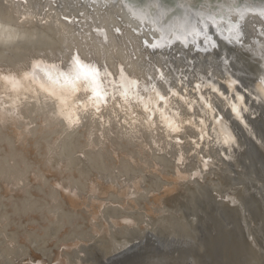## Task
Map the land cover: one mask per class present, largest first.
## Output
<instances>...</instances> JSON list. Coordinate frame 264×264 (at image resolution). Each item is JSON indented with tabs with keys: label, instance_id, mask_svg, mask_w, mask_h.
<instances>
[{
	"label": "bare ground",
	"instance_id": "1",
	"mask_svg": "<svg viewBox=\"0 0 264 264\" xmlns=\"http://www.w3.org/2000/svg\"><path fill=\"white\" fill-rule=\"evenodd\" d=\"M225 3L226 20L211 9L199 17L195 11H209L210 0H159L167 11L163 17L150 0H0V70L22 74L34 60H60L66 69L71 53L78 52L84 60L105 65L114 77L118 66L142 84L152 77L165 94L169 84L183 94L177 79L184 77L190 99L198 101L193 83L202 78L228 94L225 83L229 77L242 80L244 61L211 25L209 32L220 44L215 55L192 53L194 36H187L188 47L174 40L155 52L142 43L186 34L190 28L184 26L181 33L182 24L169 14L179 7L194 13L200 32V21L207 23L214 15L226 35L227 21L239 15L231 0ZM241 22L246 36L256 24L264 26L255 15ZM222 56L227 68L220 63ZM260 58L250 56L249 70L258 73L261 61L264 72V52ZM157 69L167 84L157 79ZM235 91L243 94L248 108L242 111L247 128L220 95L202 91L235 137L230 150L217 143L219 126L213 131V113L206 110L211 139L198 141L201 147L195 148V128L186 125L179 134L183 143L177 145L159 127L153 132L142 123H120L125 113L114 103L103 109V127L89 115L69 129L50 115L55 111L51 101L41 95L36 102L21 92L18 118L0 123V264H106L146 236L164 242L160 252L149 253L146 264H264V135L254 127L259 115L252 117L259 104L264 106V96L258 88V96L251 98L239 84ZM172 103L199 126V103L192 112L175 98ZM135 111L143 114L139 107ZM243 134L258 147L259 161L245 153ZM181 154L183 163L177 164ZM201 158H211L207 169ZM217 239L225 242L220 259L211 256ZM145 247L140 245L139 252Z\"/></svg>",
	"mask_w": 264,
	"mask_h": 264
},
{
	"label": "snow or ice",
	"instance_id": "2",
	"mask_svg": "<svg viewBox=\"0 0 264 264\" xmlns=\"http://www.w3.org/2000/svg\"><path fill=\"white\" fill-rule=\"evenodd\" d=\"M236 0H231L235 4ZM150 5L155 7L163 17L166 10L160 9L159 0H150ZM181 7H183L181 5ZM231 7V5H230ZM238 15L244 18L246 15L258 16L264 21V6L253 7L247 3L242 8L238 9ZM187 12V9H185ZM135 14V13H134ZM207 23L203 20L200 23L203 25L204 31L200 32L195 24L187 30L186 34L173 33V39H168L166 36L161 35L160 39L153 42L143 41L146 49L155 52L158 49H163L166 46L170 47L175 41H180L184 47H188L187 36H194L193 50L202 54L215 53L219 50L220 44L213 35L209 32V25L212 31L215 32L216 37L229 47L244 48L246 33L242 30L240 25L231 26L224 34V30L219 27V21L215 16H208ZM181 33H185L184 25L180 26ZM98 34H102L99 30ZM119 33L120 29H114ZM259 35L264 36V30H258ZM202 38V45L197 43V39ZM220 63L225 68L228 67V59L226 56L219 57ZM119 67V75L114 77L113 74L107 69L105 65H98L91 59L84 60L78 52H73L71 61L66 69H62L58 64H48L41 60H34L30 70L24 71L22 74L4 72L0 70V123H3L5 118L15 119L18 118L17 101L20 99L21 92H27L32 97L38 98L43 95L45 101H51L55 105V111L50 115L58 120H61L65 125L72 129L79 127L83 123V119L89 115L93 119L100 121L101 127L104 126V118L102 115L103 109L109 103H114L116 107L120 108L125 113V119L120 121L122 124L135 125L142 123L147 126L149 131L159 129L170 139L175 141L177 145L183 143L180 139V133L184 127L191 126L199 133L198 138L193 139L192 143L195 148L201 147V143L205 138L211 139L208 136L207 124L203 116L207 112L213 113V131H217V143L222 144L229 150L236 143L230 128L224 122L222 115L217 113V110L210 103V98L202 94L203 89L208 88L212 92L220 95L230 108L233 116L240 121L241 124L247 128L244 121L242 111H248L245 106L243 94L235 91L239 81L227 79L228 94L221 92L211 81L202 78L200 83L193 86V91L198 95V101L190 99L187 95L188 89L183 80L177 79V82L184 88V93L178 92L169 84L167 93L159 90L155 83H151L152 77H148L149 83L142 84L138 79L130 77L124 72L122 66ZM157 79L168 83L163 73L157 69ZM26 82H29L26 84ZM259 91L264 96V75L259 78ZM173 98L183 102L188 108L189 112L199 103L202 110L201 118L199 119V126H197L194 117L184 119L173 103ZM10 100V104H5V100ZM23 99L27 100L28 96L25 95ZM139 107L142 110V115H138L135 108ZM8 109H11L9 111ZM115 115V113H114ZM158 117V121L157 118ZM119 120V117H117ZM102 137V133H101ZM155 143V141H154ZM223 154V153H222ZM227 158V157H225ZM202 163L207 169L211 162V158H201ZM183 163V154L177 159V164ZM199 173H193L197 176ZM235 203V200L232 201ZM123 223L131 224L129 220H124Z\"/></svg>",
	"mask_w": 264,
	"mask_h": 264
},
{
	"label": "water",
	"instance_id": "3",
	"mask_svg": "<svg viewBox=\"0 0 264 264\" xmlns=\"http://www.w3.org/2000/svg\"><path fill=\"white\" fill-rule=\"evenodd\" d=\"M160 1H166V0H160ZM169 1H175V0H169ZM236 1H237L236 4H234V7L236 8V10L242 8L245 4V0H236ZM210 2L212 4H211V8H209V11H205L204 9L195 11V12L200 13L199 17L202 18L205 14H209L208 12L213 10L214 12H216V14H214V15H217L216 18H221V19L224 18L226 20V17L224 16L225 15L224 12L226 10L227 3H225V0H210ZM247 3L253 7L264 6V0H247ZM192 6H195V5H192ZM219 6H221L222 8H220ZM220 11H222L223 13H220ZM172 13L175 14L176 18L182 25H184L187 28H191L194 22V17H195L194 13L192 12L187 13L180 7L176 9L175 13H174V10L169 11L170 15H172ZM241 24L242 22L239 16L237 17V21H234V22L227 21V25H226L227 27L225 31L226 35L228 34L227 30L231 26H234V25L241 26ZM258 30H264V26L261 24H256L254 26V33L250 36H246V43H245L246 46L244 48L236 49V47L234 46L229 47L226 44L227 48L231 49V53L233 55H238L244 61L243 62L244 73H242V80L240 79L239 86L242 88V92L248 93L251 98H254V96L256 95L258 96L257 91H258V88L260 87L259 78L261 77V75L264 74L263 71L262 72L260 71L263 68L261 61H259L258 63V66H259L258 69H260L258 70V73L255 71L252 72L251 70H249V68L252 66L250 63V56L260 58L261 52H264V44H262L264 43V36L259 35ZM174 50L175 49H171L170 51H174ZM191 52L192 53L194 52L193 46H192ZM72 55L73 53H71L70 55V61H71ZM176 55H179V53H176ZM56 64L61 65L60 60L56 61ZM225 77H227L226 72H225ZM200 82L201 80H197V81H194L193 84L196 85L197 83H200ZM151 83H153V81H151ZM225 85L227 87L226 83ZM257 108H258L257 113L252 115V117H254L255 115H259L258 119L254 123V127L256 131L260 132L261 135H264L263 134L264 132V106L259 104ZM250 134H252V139L254 140L255 135L253 133H250ZM243 137L246 142L245 153L248 154L251 159L253 158V160L259 161L260 153H259V150L256 144L250 138L251 136H246L245 134H243ZM224 243L225 242H220L218 239L216 241H213L212 248H211L212 257H214L215 259H220L221 255H223L222 245ZM140 245H144L146 247L144 250L139 252L138 249H140L139 248ZM163 248H164L163 241L145 237L140 242H136L135 244H132L131 246L127 247L124 251L113 254L111 257L107 258L105 262L106 264H146L148 262L147 258L152 256L149 253H158Z\"/></svg>",
	"mask_w": 264,
	"mask_h": 264
},
{
	"label": "rangeland",
	"instance_id": "4",
	"mask_svg": "<svg viewBox=\"0 0 264 264\" xmlns=\"http://www.w3.org/2000/svg\"><path fill=\"white\" fill-rule=\"evenodd\" d=\"M146 237H149V236H146ZM149 238H151V237H149Z\"/></svg>",
	"mask_w": 264,
	"mask_h": 264
}]
</instances>
